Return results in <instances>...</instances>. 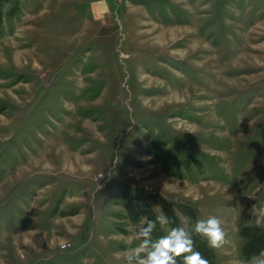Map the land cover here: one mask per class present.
I'll use <instances>...</instances> for the list:
<instances>
[{"label": "rangeland", "instance_id": "obj_1", "mask_svg": "<svg viewBox=\"0 0 264 264\" xmlns=\"http://www.w3.org/2000/svg\"><path fill=\"white\" fill-rule=\"evenodd\" d=\"M262 208L264 0H0V264H123L161 211L231 251Z\"/></svg>", "mask_w": 264, "mask_h": 264}, {"label": "clouds", "instance_id": "obj_2", "mask_svg": "<svg viewBox=\"0 0 264 264\" xmlns=\"http://www.w3.org/2000/svg\"><path fill=\"white\" fill-rule=\"evenodd\" d=\"M258 227H264V208L253 212ZM142 227L135 231L134 236L139 243L128 248L123 253H115L116 260L123 264H210L196 248L194 235L207 242L211 249H220L228 243L227 233L222 220L216 215L204 219H197L189 228L187 218L180 222V226L170 228L166 234L153 239L152 233L157 223L163 228L170 223L169 218L161 211L155 220L141 218ZM232 264H245L243 261H233ZM247 264H264V251L258 257H253Z\"/></svg>", "mask_w": 264, "mask_h": 264}, {"label": "trees", "instance_id": "obj_3", "mask_svg": "<svg viewBox=\"0 0 264 264\" xmlns=\"http://www.w3.org/2000/svg\"><path fill=\"white\" fill-rule=\"evenodd\" d=\"M246 227L241 228L240 235L245 239L244 245L242 247V252L245 257L250 258L255 254H258L264 249V230H260L258 228H254V232L251 231L250 228L248 229V233L246 232ZM246 232V233H245ZM201 243V242H200ZM202 247L199 250V246H196L197 250L202 253V255L209 260L210 264H216L214 259V253L212 250L207 246L205 240L201 243ZM178 264H183L182 259L178 261Z\"/></svg>", "mask_w": 264, "mask_h": 264}, {"label": "crops", "instance_id": "obj_4", "mask_svg": "<svg viewBox=\"0 0 264 264\" xmlns=\"http://www.w3.org/2000/svg\"><path fill=\"white\" fill-rule=\"evenodd\" d=\"M198 219L199 216H198ZM257 225V224H254ZM264 228V227H262ZM245 239L240 235V233H237V237L235 240H233V248L230 251L228 243H226L222 248L220 249H211L214 252L215 255V261L217 264H232L233 261L239 260L245 262L247 264L248 261H250L254 256L258 257L259 254L264 251V249L259 252L258 254H255L254 256L247 258L243 256L242 254V247L244 245ZM238 245V247H237ZM234 255L233 259L230 258V256Z\"/></svg>", "mask_w": 264, "mask_h": 264}, {"label": "built area", "instance_id": "obj_5", "mask_svg": "<svg viewBox=\"0 0 264 264\" xmlns=\"http://www.w3.org/2000/svg\"><path fill=\"white\" fill-rule=\"evenodd\" d=\"M68 245H69V243H62V244H61V247H62V248H65V247H67Z\"/></svg>", "mask_w": 264, "mask_h": 264}]
</instances>
